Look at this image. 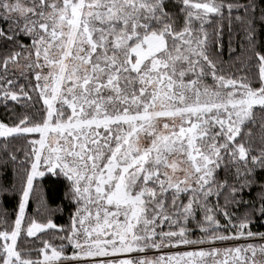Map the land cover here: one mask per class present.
I'll use <instances>...</instances> for the list:
<instances>
[{
	"label": "snow or ice",
	"instance_id": "6c2138e0",
	"mask_svg": "<svg viewBox=\"0 0 264 264\" xmlns=\"http://www.w3.org/2000/svg\"><path fill=\"white\" fill-rule=\"evenodd\" d=\"M0 107V264H264V0H0Z\"/></svg>",
	"mask_w": 264,
	"mask_h": 264
},
{
	"label": "trees",
	"instance_id": "16d2710c",
	"mask_svg": "<svg viewBox=\"0 0 264 264\" xmlns=\"http://www.w3.org/2000/svg\"><path fill=\"white\" fill-rule=\"evenodd\" d=\"M2 112H3V108L0 107V114H2ZM33 207H34V205H33ZM29 211H31V209H29ZM57 217H58L57 220H56L57 223H65L66 220H67V212L65 211L62 217L58 213ZM254 230H255V227H254ZM259 230L264 231V228L259 229ZM69 251H70V249H69Z\"/></svg>",
	"mask_w": 264,
	"mask_h": 264
},
{
	"label": "rangeland",
	"instance_id": "374dc122",
	"mask_svg": "<svg viewBox=\"0 0 264 264\" xmlns=\"http://www.w3.org/2000/svg\"><path fill=\"white\" fill-rule=\"evenodd\" d=\"M238 242H239V243H243L244 241L241 240V241H238ZM228 243H231V242H228ZM224 246H227V244L224 245ZM70 250H71V249H70ZM164 251H166V250H164ZM146 254H147V256H149V257H154V256H158V255H160L161 253L158 252V251H156V250H149Z\"/></svg>",
	"mask_w": 264,
	"mask_h": 264
}]
</instances>
